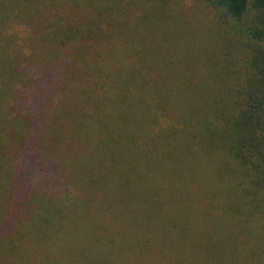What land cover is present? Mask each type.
<instances>
[{
	"label": "trees",
	"instance_id": "1",
	"mask_svg": "<svg viewBox=\"0 0 264 264\" xmlns=\"http://www.w3.org/2000/svg\"><path fill=\"white\" fill-rule=\"evenodd\" d=\"M193 261L264 264V0H0V264Z\"/></svg>",
	"mask_w": 264,
	"mask_h": 264
},
{
	"label": "rangeland",
	"instance_id": "2",
	"mask_svg": "<svg viewBox=\"0 0 264 264\" xmlns=\"http://www.w3.org/2000/svg\"><path fill=\"white\" fill-rule=\"evenodd\" d=\"M203 21V19H201ZM200 22V21H199ZM201 26H203V24L201 23ZM203 31H206V29H202ZM202 31V32H203ZM203 71V69H201ZM205 71V70H204ZM203 74V73H202ZM209 76H210V73H209ZM213 213H210L211 214V217L215 220V223L217 225V228L219 229V233L218 234H221V230L225 224V219L223 218V216L220 215L221 213V210L220 209H216L214 208ZM228 223V222H227ZM131 229V233L134 232V229L133 228H130ZM239 231V230H238ZM240 232V231H239ZM137 234V231L134 232L133 235H136ZM240 234H243V233H240ZM244 235V234H243ZM232 238V237H231ZM217 240H218V237H217ZM228 261V260H227ZM127 263V262H125ZM133 264H150V263H147V262H134ZM190 264H194V261L191 262Z\"/></svg>",
	"mask_w": 264,
	"mask_h": 264
}]
</instances>
